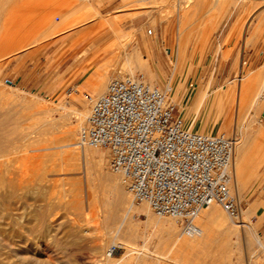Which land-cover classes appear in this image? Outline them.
<instances>
[{"label": "rangeland", "instance_id": "obj_1", "mask_svg": "<svg viewBox=\"0 0 264 264\" xmlns=\"http://www.w3.org/2000/svg\"><path fill=\"white\" fill-rule=\"evenodd\" d=\"M147 1L104 0L99 5L94 0H0L3 111L14 113L12 117L22 115V120L18 117L17 121L24 132L43 121L59 123L60 115L66 111L86 110L87 116L88 96L103 94L109 81L128 74L127 70L129 74L143 73L150 83L146 70L126 66L138 49L148 63V72L154 76L153 85L168 93L185 126L207 134L225 132L241 142L248 139L252 126L260 129L256 141L248 139L250 148L243 177L246 180L242 181L239 194L230 188L241 202L243 223L232 219L216 204L227 217L225 226L237 227L236 232L224 235V225L214 226L213 241L217 242L199 252L183 253H178L167 231L157 227L144 212L129 210L126 218L111 224L110 218L95 212L93 202L88 209L84 208L86 195L91 198L94 190L84 185L83 176L63 175L69 166L61 152L67 148H53L61 135L58 130L46 134L38 143H25L12 136L19 140L14 142L17 149H10L16 153L7 150L5 155L8 151L12 154L3 157L6 164H11H5L9 168H3L4 177L13 183L4 187V218H14L20 235L15 238L24 250L21 249V256L38 259L42 264H104V253L115 241L122 246L117 247L111 259L120 263L129 260L127 264H264V248L256 244L258 239L264 242V234L259 230L264 223V97L257 110L248 105L264 64V0H226V4L225 0H218L222 4L225 1L224 9L219 3L214 4L216 0H149L152 6ZM109 15L116 16L115 25L105 20ZM130 30H135L133 38L121 41L117 37L118 32ZM105 42L112 44L94 47ZM91 81H101L102 91ZM85 119L75 129V141ZM69 121L76 124L73 114ZM107 169L115 174L109 165ZM36 172L46 179L41 188ZM132 202L135 206L143 204L133 199ZM149 210L154 217L165 218ZM242 224L249 225L254 239L250 247L244 239ZM177 225L179 232L181 227ZM72 232L78 234L79 242ZM2 253L0 261L7 257V261H13L14 256L11 259L9 253Z\"/></svg>", "mask_w": 264, "mask_h": 264}, {"label": "built area", "instance_id": "obj_2", "mask_svg": "<svg viewBox=\"0 0 264 264\" xmlns=\"http://www.w3.org/2000/svg\"><path fill=\"white\" fill-rule=\"evenodd\" d=\"M88 100L78 141L108 150L109 168L135 202L177 220L187 235L198 233L194 217L213 202L237 219L241 202L228 186L231 136L186 127L170 96L143 73L112 78L103 94Z\"/></svg>", "mask_w": 264, "mask_h": 264}, {"label": "bare ground", "instance_id": "obj_3", "mask_svg": "<svg viewBox=\"0 0 264 264\" xmlns=\"http://www.w3.org/2000/svg\"><path fill=\"white\" fill-rule=\"evenodd\" d=\"M230 1L234 2L235 0H230ZM224 2H223V4H224ZM204 3H205V1H204ZM218 3H219L218 0H216L214 2V4H216V5ZM226 3H227V1L225 2V4ZM180 4H183L184 7L186 6L184 3H180ZM223 4L221 2V3H219L218 6L221 7V6H223ZM222 8L224 9V6ZM182 10L185 13L188 12L187 11L188 9L186 11H184V9H182ZM219 12L221 13L222 11H219ZM253 16L254 15H252L249 18V22L252 20ZM103 18H105V17H103ZM105 20L107 22H110L107 17L105 18ZM179 22H181V21H179ZM147 33H148V30H147ZM133 35H134V32L128 34L127 38L132 37ZM135 52H136V55H135L134 59L133 60H129L128 59L126 61V62H128L126 66H128V64H129V66H130L129 69L132 68V67L133 68L140 67V68H143L144 70H146V72H147V74L149 76L150 83H151V85H153L154 84V76H153V74L148 72V68L149 67H148L147 61L144 58L141 57L140 52L138 51V49H135ZM125 70H127V69H125ZM127 72L129 74L130 70H127ZM132 72H133V70H132ZM259 75L261 77V80H260L259 84L256 86L257 88L255 89V91L252 90L253 92H252L251 98H250V100L248 102L249 107H251L252 109H255V110H257L259 107H261V102H262L261 100L264 97V64L260 67ZM92 83H94V82H92ZM248 83L251 84V81L248 82ZM95 86H97L98 91H102V82L101 81L97 82L95 84ZM242 89H244V88H242ZM248 90H251V89L249 88ZM2 92H0V94H2ZM239 93L241 94V92H239ZM246 94H247V92H246ZM238 98H239V94H238ZM241 98H242V96H241ZM1 100L2 99L0 98V253H2V252L9 253L10 256H11L10 257L11 259H12L13 256L14 257H13V261L12 260L9 261V259L7 261L6 259L8 257L7 258L5 257L6 261L5 260L4 261H0V264H34V263L36 264V262H37V264H39V262H40V260L37 261L38 259L37 260L34 259L35 260L34 261V260L30 259V258H26V256L25 257L21 256V249L23 250V247L21 246L22 244L18 243L19 240H16V238H15L16 236L18 237L20 235H17V231H16V229L14 227V223H15L14 222V218H10L9 216H6L4 218V211L5 210H3L4 208L2 206V200H3V197H4V187L6 185L11 187L13 185V183H12V181L10 179L6 180L5 177H4V174H5L4 169L5 168H9L10 167L9 165H11V164H9V163H8L9 165L6 164L7 161L5 162L3 157H5V156L7 157L9 154H12V153H10V152H13L12 148H14V150H15V148L17 147V146L15 147V145H14L15 143L14 142H16V144H17V141L19 140V138L23 139L22 140L23 142L31 141V143H34V142L38 143L40 141H43V136H45L48 133H52L54 130L60 131L61 135L57 136V138L55 139V141H54V143H55L54 145L55 146L53 148H67V150L63 149V151H61V152L65 153V156H66L65 160L67 161L66 164H67V166H69L68 169H66L67 171L64 172L63 175H66L69 178H71V177L73 178L74 176L81 175L84 178V185L86 187H91L94 190L92 192V194H91L92 195L91 198L88 197V194L86 195V202H85V207H84L85 209H88L89 203L93 202L95 204V208H96L95 212L96 211H97L96 213H100L101 212L103 216L110 218V220H112L111 224L116 223V221L119 218H123V219L126 218V213L129 210H134V211L136 210V211L144 212L145 215L147 216V218L149 220L153 221L154 224L157 227L167 231L166 232L167 236H168L169 239H171V242H172L171 244H172V246L176 247L175 249L178 250V253H183L185 251L186 252H188V251L189 252L190 251L191 252H199L202 249H205L207 247L212 246L214 242H217L215 240L213 241L212 227H214V226L215 227H224L225 226L224 222H226L225 220H226L227 217L224 214V212L216 205V204H218L216 202L210 203L208 206L203 207V209L201 208L199 210V212L195 215L194 222L196 220V225L198 227V233L197 234H193V235H187L183 231L182 224L180 222H178L177 220L171 218V217H169V218L173 219L174 221H172L170 219H167L166 216H161V217H165V218L154 217L152 215V213H150L149 209H151V208L149 207V205L147 203L143 202V204L140 205V206H135L133 204V202H132L133 197L130 194V192L126 189V185H125L121 175L118 174V173H115V174L110 173L108 171V169H107V166H108L107 163L109 161V159H108L109 152L108 151H103L99 147H90V146H86V145H81L79 143V141H78V138H77V141L74 140L75 129H76L77 125H79L84 120V118H86V113H87L86 110H83V111L82 110L66 111L65 113H62V115H60V117L62 119L61 122L58 121L59 123H56V122L53 123V120L52 121L50 120L51 122L49 120H48L49 122H47V121L44 122L43 121L42 123H40L38 125H35L34 127L31 125L33 128L29 132H24L23 128L22 127H21L22 129L20 128V126L22 124H20V123L18 124V121H17L18 117H20L19 119H21L22 115H18V116L15 115L14 117H17V118L14 119V117H12V115L14 113H12V115H11L10 113L4 112L3 109L5 108V104ZM242 101L243 100L241 99V102ZM34 102L36 103V100H34L33 103ZM29 105H31V104H29ZM7 107H9V106H7ZM48 108L51 109L50 107H48ZM85 109H86V107H85ZM43 110H44V108H43ZM47 111H49V110H47ZM11 112H13V111H11ZM27 112H29V111H27ZM252 112H254V110H252ZM39 113H41V112H39ZM71 114H73V116L75 118V121H76L75 125H73L69 121V117H70ZM25 119H27V118H25ZM34 121H37V118H36V120L34 119ZM36 124H37V122H36ZM9 125H11V126L14 125V127L10 126V128H9L8 127ZM249 125H248V128H249ZM62 127H64V129L60 130V129H62ZM259 132H260V129L253 128V126H252L251 132H250L251 134L250 135L248 134L249 135L248 139L256 141V137H257V135H259ZM31 133H34L35 135L34 136H30ZM78 134H79V132H78ZM12 136H18L19 138H17L18 140L16 141V139H14ZM248 139L244 140L242 142L241 141H237V140L236 141L233 140V152H232L231 164H230V167H229L230 179H229V182H228V186L230 184L229 189L230 188L234 189V191L237 194H239V192L241 190L242 181L246 180L243 177H244V174H246L245 172L247 170L246 169V163H247L246 159H247V152L249 151V148H250V144L248 142ZM56 143L58 145H56ZM10 149H12V150L10 151ZM40 149H45V148H38L37 150H40ZM7 150H9L10 152L8 151V155H5L4 153ZM61 152H59V153H61ZM14 153H16V152H13V154ZM6 157H5V159H6ZM11 158H12V162H14L15 159L13 157H11ZM11 158H10V160H11ZM26 159H28V155H27ZM8 162H9V159H8ZM28 162H29V160H28ZM5 164L8 165L9 167L8 166L6 167ZM12 164H14V163H12ZM79 167L81 168V171H79ZM38 170H39V168H38ZM41 170H42V168H41ZM40 174L41 173L38 174L36 172V180L38 181L37 185H39L38 188H41L44 185V183L46 182V179L43 176L44 174H42V175H40ZM230 191H231V189H230ZM9 195L13 196L14 194L13 193H11V194L9 193ZM131 197H132V199H131ZM133 201H134V199H133ZM96 203H97V205H96ZM254 207L255 206H253L252 208H254ZM256 207H258V206H256ZM97 208H99V210ZM249 210H251V208H249ZM129 213H130V211H129ZM240 217H241V212H240L239 216L237 217V219L240 220ZM242 220H243V218H242ZM175 222L177 224H179V226L181 227V231L178 232ZM240 223H243V221L240 220ZM247 225L248 224H246V225L242 224L241 226L243 228L244 235H245L244 239H246L247 246L250 247L253 244V240L254 239L252 237L250 228L248 227L249 225L248 226ZM236 228L237 227L227 226L226 225L225 226L224 235H229V234L232 235V233L236 232V230H237ZM72 235L76 238L74 240H77L79 242L78 234L76 232H72ZM68 237H70V236H68ZM217 238H218V236H217ZM230 238L231 237H229L227 241H229ZM108 239H112V236H109ZM219 240H220V237H219ZM127 241L129 242V240H127ZM228 244L232 245L230 242ZM256 244L259 247L264 248V242L261 239L256 240ZM111 245L112 246L113 245L114 246H122L121 243H118L116 241L113 242ZM111 245L106 249V251L104 253V255H105V259H103L104 260V264H127V263H129V260H125L124 262L120 263V261H114L115 259L114 260L111 259V256H112V253H111V247L112 246ZM216 245H217V243H216ZM132 247H134V245ZM24 249L26 250V248H24ZM97 249H100V248H96V250ZM218 249H220V248H218ZM225 249H227V248L225 247ZM130 250L133 251L132 249H130ZM220 250H222V249H220ZM23 252H24V250H23ZM2 255H3V253H2ZM4 255H5V253H4ZM6 255H8V254H6ZM138 255H140V253H138ZM0 257H1V255H0ZM2 257L4 258V256H2ZM148 257H150V256H148ZM139 259L143 262L141 256H139ZM134 260H136V259H134ZM154 260H155V258H154ZM149 262H152V261H149ZM135 263H137V262H135ZM140 264H142V263H140Z\"/></svg>", "mask_w": 264, "mask_h": 264}, {"label": "crops", "instance_id": "obj_4", "mask_svg": "<svg viewBox=\"0 0 264 264\" xmlns=\"http://www.w3.org/2000/svg\"><path fill=\"white\" fill-rule=\"evenodd\" d=\"M96 3H99V5H101V3H102V1H104V0H94ZM155 1V0H154ZM152 2H150L149 0L146 2V4L147 5H149V6H152V4H151ZM108 19H109V23L110 24H116V16L115 15H109L108 17H107ZM110 26V25H109ZM132 32H134V35H135V30H130L129 32H125V33H117V37L119 38V39H122V40H125L127 37H128V34H130V33H132ZM112 43H104L103 45H100V46H96V45H94V47H100V48H104V47H106V46H109V45H111ZM101 69H104V67H101ZM225 77V76H224ZM186 127H188L187 125H186ZM259 230L264 234V223H262L261 224V226L259 227Z\"/></svg>", "mask_w": 264, "mask_h": 264}]
</instances>
